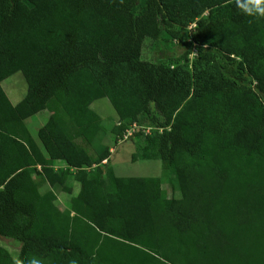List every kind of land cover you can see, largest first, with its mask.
Listing matches in <instances>:
<instances>
[{"label":"trees","instance_id":"16d2710c","mask_svg":"<svg viewBox=\"0 0 264 264\" xmlns=\"http://www.w3.org/2000/svg\"><path fill=\"white\" fill-rule=\"evenodd\" d=\"M146 39L189 50L146 61ZM17 72L13 104L2 82ZM100 98L118 137L156 128L141 156L180 197L101 166ZM0 237L19 243L0 264H264V18L236 0H0Z\"/></svg>","mask_w":264,"mask_h":264},{"label":"rangeland","instance_id":"374dc122","mask_svg":"<svg viewBox=\"0 0 264 264\" xmlns=\"http://www.w3.org/2000/svg\"><path fill=\"white\" fill-rule=\"evenodd\" d=\"M214 14L228 16V8L225 6L215 8ZM192 28L193 25H190L187 28V32ZM188 50L189 48L182 45L181 42L163 40L160 41V43H153L151 39H146L144 41L142 58L146 61L160 60L167 62L169 59L181 58ZM194 56V50H192L191 54H189V59L192 60ZM2 87L13 104L18 103L24 97L27 90L25 80L20 72L5 79L2 82ZM90 107L100 115V123L104 127V136L98 144L100 146H106L110 154L108 159L103 161V163L106 162V164L102 163L101 166L104 167V169L109 168L116 177H160L163 193L166 197H180L176 182L168 175L164 176L162 174L160 160L143 158L141 156V148L146 142L144 136L156 128L151 125L149 126V123L146 122L141 126L140 130L142 134L140 136H128V134H132L134 131L135 127H133L130 128L128 133L124 136L118 137L112 131V128L118 123V118L108 100L105 98L93 100ZM49 116V112L42 111L28 121L29 129L34 136L36 135L37 128L44 125ZM66 166L64 161H57L54 164V169H64ZM94 166L97 167V165ZM68 183L73 187V193H77L79 184L75 182L73 177L69 178ZM55 194V202L58 205L63 206L67 204L66 201L69 198L68 194H64L59 190H55ZM0 245L8 249L13 257L17 256L19 243L5 237H0Z\"/></svg>","mask_w":264,"mask_h":264},{"label":"clouds","instance_id":"9594fccd","mask_svg":"<svg viewBox=\"0 0 264 264\" xmlns=\"http://www.w3.org/2000/svg\"><path fill=\"white\" fill-rule=\"evenodd\" d=\"M236 2L246 15L264 18V0H245L243 3L241 0H236ZM14 264H19V260H14ZM31 264H39V261L33 259Z\"/></svg>","mask_w":264,"mask_h":264},{"label":"crops","instance_id":"0c3cea01","mask_svg":"<svg viewBox=\"0 0 264 264\" xmlns=\"http://www.w3.org/2000/svg\"><path fill=\"white\" fill-rule=\"evenodd\" d=\"M73 191H74V190H73V187H72V194H71V195H75V194H76V193H73ZM78 191H79V190H78ZM63 193H64V194H67V193H65V192H63ZM68 195H69V194H68ZM71 195H69V198H70ZM69 198H68V200H69ZM68 200L66 201V203H68ZM66 206H67V204H64V205H63V207H66Z\"/></svg>","mask_w":264,"mask_h":264}]
</instances>
